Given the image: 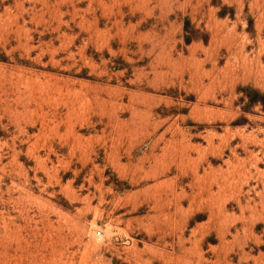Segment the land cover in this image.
<instances>
[{
  "label": "rangeland",
  "instance_id": "rangeland-1",
  "mask_svg": "<svg viewBox=\"0 0 264 264\" xmlns=\"http://www.w3.org/2000/svg\"><path fill=\"white\" fill-rule=\"evenodd\" d=\"M0 264H264V0H0Z\"/></svg>",
  "mask_w": 264,
  "mask_h": 264
}]
</instances>
